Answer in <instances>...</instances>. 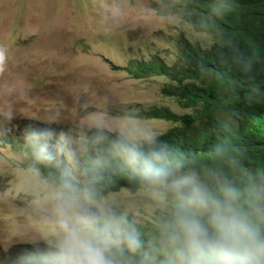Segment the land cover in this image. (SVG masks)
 Returning <instances> with one entry per match:
<instances>
[{
	"label": "clouds",
	"instance_id": "9594fccd",
	"mask_svg": "<svg viewBox=\"0 0 264 264\" xmlns=\"http://www.w3.org/2000/svg\"><path fill=\"white\" fill-rule=\"evenodd\" d=\"M218 12L219 8L214 7L213 14ZM118 14V9L113 12ZM192 45L204 54L219 46L220 41L215 38L207 49ZM103 58L120 67L137 60L119 65ZM10 59L8 47L0 44V76L7 72ZM187 67L194 68L189 61ZM245 68L250 70L248 64ZM113 70L129 75L125 70ZM211 77L203 71L197 74L195 83L207 86ZM172 81L175 83L163 93L176 98L166 92L181 88ZM158 108L163 107L142 111ZM185 109L180 115L195 111ZM144 113L130 114L139 118L138 129L115 131L111 122L100 115L87 120L88 137L82 135L81 141L89 142L90 154L84 156L83 166L63 130L57 134L50 126H29L25 132L29 144L26 151L32 155V167L47 179L44 199L36 202L37 211L50 234L39 244H22L10 256L14 258L12 264H264V174L238 183L223 171L205 168L201 162L197 167L202 172L198 171L185 156L158 139L164 132L156 136L146 129L143 119L161 118L145 117ZM219 114H226V110L187 125L186 137L193 144L187 148L199 160L208 159L215 144L226 140L236 125L227 114L218 119ZM5 115L11 120V112ZM56 119L51 117L48 124ZM205 131H212L213 138L199 146L197 141ZM80 151L87 154L88 148L82 145ZM35 161L56 168L58 177L51 179L52 173H42L35 168ZM107 167L112 172L126 173L138 185L142 198L157 213L155 235L145 238L141 233L135 202H129L130 212L105 194L101 174ZM239 172L250 175L253 169L242 164Z\"/></svg>",
	"mask_w": 264,
	"mask_h": 264
},
{
	"label": "rangeland",
	"instance_id": "374dc122",
	"mask_svg": "<svg viewBox=\"0 0 264 264\" xmlns=\"http://www.w3.org/2000/svg\"><path fill=\"white\" fill-rule=\"evenodd\" d=\"M188 5L194 3L0 0V44L8 47L11 56L7 72L0 76V264H12L10 256L22 244H39L50 234L37 211L47 179L32 167V155L26 151L29 126H50L57 134L63 130L83 166L90 151L81 136H87L86 121L94 115L107 118L120 131L138 129L139 118L130 114L142 115V110L187 111L163 93L175 83L170 78L134 79L113 70L103 56L119 65L130 59L162 60L177 69L183 61V38L201 49L215 42L214 34L197 31L184 19ZM117 9L119 14L113 15ZM8 112L11 120L6 118ZM53 116L56 122L49 125ZM142 121L156 136L180 125L161 119ZM82 145L87 154L81 153ZM107 196L130 212L128 204L135 202L140 224L155 220L157 213L139 190L122 187Z\"/></svg>",
	"mask_w": 264,
	"mask_h": 264
},
{
	"label": "trees",
	"instance_id": "16d2710c",
	"mask_svg": "<svg viewBox=\"0 0 264 264\" xmlns=\"http://www.w3.org/2000/svg\"><path fill=\"white\" fill-rule=\"evenodd\" d=\"M191 1L194 5L184 9V19L197 31L211 30L216 40L220 41L219 46L202 54L183 38L180 69L165 62L138 59L123 67L107 62L113 69L125 70L136 79L163 74L181 85L180 89L165 91L178 98L182 107L195 108L194 113L180 115L169 107H163L146 112L144 116L183 124V127H171L158 139L175 153L185 156L198 171L201 170L197 163L201 162L205 168L223 171L238 183L257 178L264 174V0ZM214 7L219 8L215 15ZM188 61L193 69L187 67ZM245 64L250 66V70H246ZM203 71L211 74V81L207 86H197L195 78ZM225 110L227 117L233 118L236 125L225 136L226 140L215 144L208 159L199 160L187 148L193 145L186 137L187 125L195 120L211 119ZM212 138V131H205L197 144L203 146ZM242 164L251 167L252 174L242 175L239 172ZM34 165L44 174L52 173L51 179L59 175L54 167L37 161ZM101 177L106 195L124 186L133 191L139 190L126 173L112 172L109 167L102 171ZM154 224L155 220L145 225L139 223L145 238L155 235Z\"/></svg>",
	"mask_w": 264,
	"mask_h": 264
}]
</instances>
